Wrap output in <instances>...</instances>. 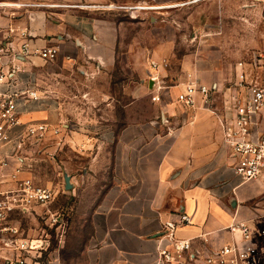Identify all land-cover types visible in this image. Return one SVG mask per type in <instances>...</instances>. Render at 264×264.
<instances>
[{
	"label": "crops",
	"instance_id": "1",
	"mask_svg": "<svg viewBox=\"0 0 264 264\" xmlns=\"http://www.w3.org/2000/svg\"><path fill=\"white\" fill-rule=\"evenodd\" d=\"M17 1L41 5L0 9V25L17 29L11 37L10 53L15 57L8 65L14 63L21 69L17 82L2 87L18 92L15 109L19 121L7 131L9 140L0 142L4 187L14 188L10 176L18 168L19 178H31L59 193L58 181L46 185L32 176L25 153L38 148L42 155L55 153L58 161L50 160L51 177L58 180L67 172L69 182L64 187L74 192L93 170L100 154L98 146L111 144L112 177L92 207L94 231L92 245L86 250L87 264H175L160 262L157 249L171 248L164 226L176 223L182 214L191 221L177 224L174 238L191 240L195 248H218L232 242L236 235L227 226L235 219L248 220L257 234L264 216V170L259 178L243 181L235 171V157L223 143V125L232 115L225 109V101L233 94L239 65L229 66L220 54L206 53L183 57L179 70H157L137 56L127 69L146 83L135 82L127 88L130 101L123 106L121 125L113 128L106 121L97 125L80 122L77 115L67 116L62 101L44 86L45 60L36 54L21 55L24 40L19 32L29 30L32 48L55 46L62 65L77 64L83 74L90 75L113 62L120 20L104 10L82 7L79 0ZM159 55L156 50L149 58H166ZM261 56L256 68L246 71L264 84V52ZM154 77L158 82L151 80ZM190 80L215 89L207 100L197 94L194 105L185 107L176 101V95ZM160 82L166 86V94L161 102L153 101L151 96L158 93L155 86ZM29 90L37 98L28 97ZM37 124L48 126L42 141L27 137L17 149L27 128ZM55 128L58 133L53 132ZM253 131L255 135L264 133V123ZM257 242L264 248V235H257Z\"/></svg>",
	"mask_w": 264,
	"mask_h": 264
},
{
	"label": "rangeland",
	"instance_id": "2",
	"mask_svg": "<svg viewBox=\"0 0 264 264\" xmlns=\"http://www.w3.org/2000/svg\"><path fill=\"white\" fill-rule=\"evenodd\" d=\"M78 2L85 8L109 2L152 6L131 13L106 11L121 23L114 60L100 72L96 70V73L91 71L90 75L83 74L82 67L77 64L62 65L58 57L45 61L48 68L42 78L44 86L62 101L67 116L77 115L80 122L97 125L106 121L113 128L121 125L123 106L130 101L127 88L135 82L146 83V80H139L128 72L129 62L133 63L137 56H143L144 62L151 66V61L157 60H150L149 56H153L157 50L159 56L166 57L167 68L176 71L183 57L216 53L227 65L242 62L249 70L256 68L264 52L262 0ZM155 79L151 78L153 82H158ZM157 86L158 83L155 89ZM98 148L99 158L93 170H88L91 174L81 179L82 184L78 185L75 193L64 187L69 182L67 172L58 180L51 177L50 160L58 161L55 153L42 155L38 148L25 153L36 182L51 185L58 181L60 184L59 193L45 207L39 206L32 214L17 211L10 214L12 223L19 226L21 236L38 240L36 245L42 242L45 249L37 258L39 264H87L86 250L92 245L94 231L92 207L112 177L111 144ZM62 151L66 153L64 147ZM51 152L54 151L51 149ZM61 167L64 172V166Z\"/></svg>",
	"mask_w": 264,
	"mask_h": 264
},
{
	"label": "built area",
	"instance_id": "3",
	"mask_svg": "<svg viewBox=\"0 0 264 264\" xmlns=\"http://www.w3.org/2000/svg\"><path fill=\"white\" fill-rule=\"evenodd\" d=\"M37 5L41 4L0 0V9L7 6ZM151 7L140 3L109 2L90 5L88 8L131 13ZM16 31L17 29L13 27L0 25V142H7L9 140L7 131L19 123L15 109L18 92L2 90L3 86H11L13 82L18 81V72L21 70L17 64L8 65L15 57L10 52L13 49L11 37ZM19 36L24 40L20 46L21 55L36 54L45 61L57 58L58 49L55 46L32 48L29 30L21 29ZM237 65L241 67V71L236 75L237 82L233 86V94L225 101V109L230 110L232 115L223 125V143L236 159V173L243 181H250L259 178L264 170V133L255 135L253 131L257 124L264 123V84L251 78L245 64L239 62ZM151 66L154 69L167 68L168 63L166 59L151 61ZM157 89L158 93L152 95L151 99L161 102L166 94V86L160 82ZM213 89L215 87L190 80L176 95V101L185 107H191L197 94L207 100ZM26 94L28 97L37 98L34 90H29ZM47 130L46 124L29 126L25 136L17 142L16 148L20 149L27 137L34 138L36 142L42 141ZM58 131L59 128L53 130L54 133ZM18 173L17 168L10 176L15 184L14 188L4 187L0 179V261L4 264H39L37 258L45 249L42 242L36 245L33 239L21 236L19 226L12 223L9 216L14 211L27 213L37 205L45 207L55 199L57 192L53 188L34 183L31 178H19ZM262 218V225L258 228L257 234L248 220L235 219L227 226L228 231L236 235L232 242L218 248H195L191 240L174 238L175 226L191 221L187 214H182L176 223H165L167 232L164 237L171 248L167 245L160 246L157 249L158 259L162 263L175 264H194L197 261L203 264H264V248L257 242V235H264V216Z\"/></svg>",
	"mask_w": 264,
	"mask_h": 264
},
{
	"label": "bare ground",
	"instance_id": "4",
	"mask_svg": "<svg viewBox=\"0 0 264 264\" xmlns=\"http://www.w3.org/2000/svg\"><path fill=\"white\" fill-rule=\"evenodd\" d=\"M38 242V240H33V243L35 244V243H37ZM39 245V244H38Z\"/></svg>",
	"mask_w": 264,
	"mask_h": 264
}]
</instances>
